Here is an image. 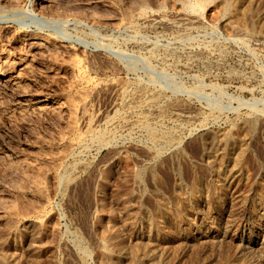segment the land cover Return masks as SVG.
Returning <instances> with one entry per match:
<instances>
[{"label": "rangeland", "instance_id": "374dc122", "mask_svg": "<svg viewBox=\"0 0 264 264\" xmlns=\"http://www.w3.org/2000/svg\"><path fill=\"white\" fill-rule=\"evenodd\" d=\"M0 21V264H264V0H0Z\"/></svg>", "mask_w": 264, "mask_h": 264}, {"label": "bare ground", "instance_id": "6f19581e", "mask_svg": "<svg viewBox=\"0 0 264 264\" xmlns=\"http://www.w3.org/2000/svg\"><path fill=\"white\" fill-rule=\"evenodd\" d=\"M144 4V3H143ZM196 5L197 3L196 2H190L189 1V4H188V7H193V5ZM140 5V4H139ZM186 5H187V3H186ZM185 5V6H186ZM244 8V7H243ZM233 9V8H232ZM252 11V10H251ZM229 12V11H228ZM250 13V12H249ZM52 15V14H51ZM88 19V18H87ZM245 21V20H244ZM247 21V20H246ZM1 22V21H0ZM264 26V25H263ZM255 30V29H254ZM242 30H240V32H241ZM18 32V31H17ZM21 32H22V30H21ZM24 34V33H23ZM237 34V33H236ZM235 34V35H236ZM28 35V34H27ZM17 36V35H16ZM37 36V35H36ZM36 36H34V37H36ZM236 36H238V35H236ZM247 36V35H246ZM23 37V36H22ZM21 37V38H22ZM44 37V36H43ZM42 37V38H43ZM47 37V36H46ZM37 38H38V36H37ZM37 38H33V37H31V36H25L24 37V39H25V42L28 44V46L30 47V48H35L36 46H42V45H40L39 43H40V41L41 40H39V39H37ZM20 39V38H19ZM47 39V38H46ZM45 40V39H44ZM43 42H46V41H43ZM42 44V43H41ZM24 45H25V43H24ZM51 45V44H50ZM45 48V47H44ZM47 48H49V46H47ZM29 49V48H28ZM48 50V49H47ZM55 51V50H54ZM58 51V50H57ZM42 52V51H41ZM49 54V53H48ZM23 56V55H22ZM166 56V55H165ZM81 70V69H80ZM81 72V71H80ZM79 72V73H80ZM2 73V72H1ZM83 73V72H82ZM5 74V73H4ZM81 75V74H80ZM84 76V75H83ZM1 81V80H0ZM1 84V83H0ZM152 85V84H151ZM141 89V88H140ZM143 90H144V88H143ZM140 91H142V90H140ZM145 91V90H144ZM145 93V92H144ZM141 94H143V91L141 92ZM125 95V94H124ZM126 96V95H125ZM162 97V96H161ZM142 99V98H141ZM159 99V98H158ZM131 100V99H130ZM133 101V100H132ZM151 101V100H150ZM158 101V100H157ZM44 104V103H43ZM50 104V103H49ZM54 104H56L55 106H57L55 109H58V108H61V107H63V104L62 103H60V102H56V103H54ZM173 106V105H172ZM64 107H66L65 105H64ZM63 107V108H64ZM140 107V106H139ZM49 109V108H48ZM246 122V121H245ZM239 125V124H238ZM246 125V124H245ZM250 125V124H249ZM252 125H253V123H252ZM249 128V127H248ZM149 129V128H148ZM147 129V130H148ZM227 130V129H226ZM149 131V132H148ZM147 132L149 133V134H147V135H149V137L152 139V140H156V138H157V134H156V132L155 131H153V130H151V129H149ZM114 135V134H113ZM222 135V134H221ZM82 137V136H81ZM84 137L86 138V140L89 138V139H97L98 141H100V143L101 142H105V140H106V134L105 133H103V132H97L96 130H94V129H92L91 127H90V129L86 132V135L85 136H83L81 139H79L78 140V142H77V146H81L83 143H84V141H86V140H84ZM166 137V136H165ZM170 137H172V136H170ZM170 137H167V139L168 138H170ZM236 137L237 136H235V134L234 133H224V135L222 136V140H220L219 142H218V144L216 145V143H215V145H216V150H215V152L216 151H218V152H220V154L221 155H223V156H225V155H227L228 156V154L229 153H226V151H227V148L228 149H233V150H236L235 148H237V147H239L238 146V141H237V139H236ZM240 138V137H239ZM151 139H149V140H151ZM241 139V138H240ZM245 139V138H244ZM169 140V139H168ZM167 141V140H166ZM165 141V142H166ZM171 141V140H170ZM156 142V141H155ZM240 142H241V140H240ZM244 142V141H243ZM108 143V142H107ZM106 144V143H105ZM242 145V144H241ZM169 146V145H168ZM155 147V146H154ZM241 147V146H240ZM241 148H243V147H241ZM240 148V149H241ZM244 149V148H243ZM242 149V150H243ZM236 151H238V150H236ZM241 151V150H240ZM154 154V153H153ZM241 154V153H240ZM243 154V153H242ZM216 155V154H215ZM233 157V156H232ZM4 158V157H3ZM236 159V158H235ZM238 159V158H237ZM246 159V158H245ZM230 160H232V159H230ZM235 166V165H234ZM144 173V172H143ZM65 177V176H64ZM162 211V210H161ZM165 212V211H164ZM159 215H161V214H159ZM167 215V214H166ZM168 228V227H167ZM173 231V230H172ZM181 244V243H180ZM223 246V245H222ZM82 247V246H81ZM163 249V248H162ZM138 250V249H137ZM157 251V250H156ZM114 253V252H113ZM156 253V252H155ZM160 255V254H159ZM166 255V254H165ZM189 255V254H188ZM185 257V256H184ZM106 258V257H105ZM86 260V259H85ZM86 262V261H85ZM174 262V261H173ZM187 262V261H186ZM209 263V262H208ZM129 264V263H128ZM144 264V263H143Z\"/></svg>", "mask_w": 264, "mask_h": 264}]
</instances>
